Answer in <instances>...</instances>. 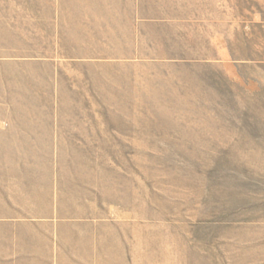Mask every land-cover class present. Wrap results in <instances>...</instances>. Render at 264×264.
<instances>
[{
	"label": "rangeland",
	"instance_id": "374dc122",
	"mask_svg": "<svg viewBox=\"0 0 264 264\" xmlns=\"http://www.w3.org/2000/svg\"><path fill=\"white\" fill-rule=\"evenodd\" d=\"M0 264H264V0H0Z\"/></svg>",
	"mask_w": 264,
	"mask_h": 264
}]
</instances>
